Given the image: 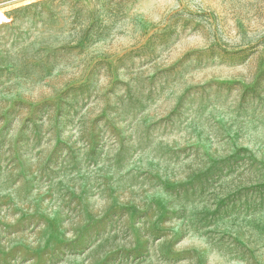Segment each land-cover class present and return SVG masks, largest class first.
Listing matches in <instances>:
<instances>
[{
    "label": "rangeland",
    "instance_id": "rangeland-1",
    "mask_svg": "<svg viewBox=\"0 0 264 264\" xmlns=\"http://www.w3.org/2000/svg\"><path fill=\"white\" fill-rule=\"evenodd\" d=\"M0 264H264V0H0Z\"/></svg>",
    "mask_w": 264,
    "mask_h": 264
}]
</instances>
